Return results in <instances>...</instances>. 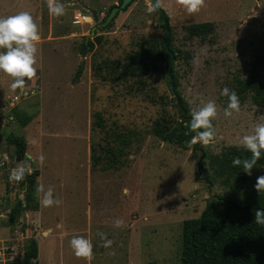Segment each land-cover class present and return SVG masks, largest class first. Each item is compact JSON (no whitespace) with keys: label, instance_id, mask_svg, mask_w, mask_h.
Listing matches in <instances>:
<instances>
[{"label":"rangeland","instance_id":"1","mask_svg":"<svg viewBox=\"0 0 264 264\" xmlns=\"http://www.w3.org/2000/svg\"><path fill=\"white\" fill-rule=\"evenodd\" d=\"M60 2L69 6L64 9L67 23L59 28L60 35L81 28L72 24V13L81 4L97 12L99 23L121 4L120 0ZM42 3L0 0V16L27 11L39 34L46 37L47 23L40 20L45 21L48 14H40L46 7L45 0ZM146 5L150 6L147 0H135L94 36L96 22L91 11L86 12L90 27L81 31V38L70 34L39 49L44 55L36 59L41 69L35 68L45 105L41 120H35L39 129L29 126L26 135L29 149L43 155V162L53 168L49 173L58 178L47 181L60 201L45 212L51 222L57 218L54 225L30 211L20 213L16 223L10 224L12 209L25 203L27 187L15 185L12 195L10 184L5 186L0 176V240L18 239L24 245L36 240V264H181L184 222L200 217L212 198L229 197L228 187L206 181V175L212 174L211 157L229 147L242 148L240 137L249 134L258 119L264 121V106H256L250 95L237 91L259 60L264 77V0H204L192 14L178 0H160L171 30L168 43L179 57L171 67L178 82L176 91L189 112L209 99L217 106L212 121L215 139L199 144L205 154L200 172L201 152L193 145L169 140L180 119L166 60L147 59L142 74L128 72L126 67L128 57L141 48L153 44L160 50V43L166 41L163 19L155 10L146 13ZM202 23L211 24V30L202 38H189L185 28ZM66 28L69 33L60 32ZM87 39L91 46L83 55ZM79 67L83 73L76 85L72 81ZM223 87L235 91L240 101L239 112L229 118L223 116L227 103V97L219 94ZM33 106H27V111L23 104L17 108L29 115L37 113ZM5 120H0L6 127H0V155L6 150L14 168L16 148L8 144V137H23L25 132L17 121L7 116ZM38 130L43 138L36 135ZM38 139L43 148L36 147ZM260 175L264 170L252 173L249 185ZM122 189H127L126 195ZM32 197L31 208L37 203L34 193ZM117 218L122 220L119 228L113 226ZM63 219L66 229L62 232L58 226H63ZM97 230L113 241L110 248L98 246ZM74 235L91 239L90 260L73 255L69 240ZM47 237L48 244L43 242Z\"/></svg>","mask_w":264,"mask_h":264},{"label":"trees","instance_id":"2","mask_svg":"<svg viewBox=\"0 0 264 264\" xmlns=\"http://www.w3.org/2000/svg\"><path fill=\"white\" fill-rule=\"evenodd\" d=\"M122 2L123 0H120V3ZM210 27L211 24L202 23L190 25L185 30L189 38H202L211 30ZM89 46H91L89 41L84 43L83 55ZM160 47V50H157L153 44H149L146 48H141L138 53L129 56L126 65L128 72L144 73L147 68V59L163 58L166 60L168 69L170 65L172 67V56L175 52L170 43L165 46V40H163ZM178 59V55H175V60ZM258 62L252 65V69L240 82L237 91L239 95H250L256 106H264V77L259 72ZM82 73L83 68L79 67L73 82H78ZM168 77L170 80L169 74ZM172 77L175 93L180 98V103L173 98L180 121L174 128L173 134L169 136V140L188 144V140L194 135L187 128L191 118L190 112L187 103L176 91L178 82L173 71ZM8 142L16 146L17 158L22 159L26 151L23 139L10 136ZM198 145L199 143L194 144V149ZM250 155L243 148L229 147L220 155L211 157L209 168L212 174L206 175V181L211 186L218 181L221 185L228 187L229 197L212 198L200 217L184 222L181 264H264V226H258L253 222L255 210L264 209V191L257 192L254 185H249L252 173L264 170V154L257 160L250 174H246L240 167L231 166V159L234 156L248 158ZM38 175V171L25 175L23 186L27 187L28 192L25 206L19 203L12 209L10 224L16 223L25 207L33 210L38 208L37 203L33 208L28 206L33 201L32 193H34L35 179ZM37 258L38 245L35 240H32L25 251V263L28 264Z\"/></svg>","mask_w":264,"mask_h":264},{"label":"clouds","instance_id":"3","mask_svg":"<svg viewBox=\"0 0 264 264\" xmlns=\"http://www.w3.org/2000/svg\"><path fill=\"white\" fill-rule=\"evenodd\" d=\"M185 11L189 14L196 13L203 5L204 0H178ZM46 8L50 16L59 17L64 14V7L60 0H45ZM160 6V0H155L150 6L146 5L145 12L151 13ZM41 37L36 23L31 14L21 11L14 15L0 16V73H4L12 78L10 87L12 89H23L26 80H31L36 74V44ZM195 62V61H193ZM220 96L227 97L226 106L223 108V116L229 118L234 112H239L240 101L235 91L228 87L220 89ZM217 116V106L214 100L202 102L198 109L190 112V120L187 128L194 135L188 140V145L199 143L207 145L214 141L216 133L212 121ZM242 148L251 155L248 158L234 156L231 159V166L240 167L246 174H250L258 159L264 154V121L258 119L249 134L242 135L239 139ZM37 160L42 163L44 156L40 155ZM29 172V168L24 164H18L8 172L10 182H20ZM257 192L264 191V175L257 176L253 186ZM34 194L40 206L49 207L59 205L60 201L53 196L51 186L44 188L40 183L34 187ZM122 194H127V189H122ZM258 226H264V209H256L254 221ZM122 220L115 219L113 226L119 228ZM96 236L99 238L103 248H110L113 241L106 237V234L97 230ZM69 246L73 255L78 258L90 260L93 252V245L90 238L74 235L69 240Z\"/></svg>","mask_w":264,"mask_h":264},{"label":"crops","instance_id":"4","mask_svg":"<svg viewBox=\"0 0 264 264\" xmlns=\"http://www.w3.org/2000/svg\"><path fill=\"white\" fill-rule=\"evenodd\" d=\"M39 1H41V3H42L44 0H39ZM72 4H79V3L78 2H73ZM81 5L82 6H81V8H79V10H74V12L72 13L73 14L72 24L75 25V26H80L81 27L77 31H70V34L75 35V37H80V35L82 33H84L83 31H85L87 27H90V24L88 22V20H90L89 19L90 16H87L86 15V12L89 13L91 11V8L88 7V6H85L84 7L83 4H81ZM63 7H64V9H66L69 6H66V7L63 6ZM45 11L48 14V11H47V8L46 7L43 8V10L41 11L40 14L41 15H44L45 14ZM41 15H39L38 18H40ZM97 17H98V14H97ZM77 18L80 19V22L76 24L74 22H75V20ZM40 21L47 23L46 24V29L48 30V33H47L46 37H43L40 34L41 39L36 44V49H37V51H36V59H37V56H38L39 59L43 58L42 55H44V54L41 55L39 53V49H43V44H47V43H51V42L63 41L62 39H67V37L70 36V34H68V35H65V34L64 35L57 34V32L59 30H61L59 28L64 27V25L67 23L66 22L67 20L65 18V12H64V14L62 16H59V17L50 16L48 14V17H47V19H45V21H43V20H40ZM68 26L70 28V25L69 24H68ZM81 31H82V33H81ZM60 32L69 33V30H68V28H66V29H64V30H62ZM56 37H59V38H56ZM39 45H40V47H39ZM54 48H56V47H54ZM54 48H52L51 51ZM55 53H53V54H55ZM50 55H52V53H50ZM53 57H54V55H52V58ZM39 59L36 61V64L34 66L36 68L38 67L39 69H41L38 66ZM48 59H51V58H48ZM39 75L40 74H37L36 73L35 76L31 80H26V83L24 85V88H25L26 92H29L30 93V95L28 97H22L18 101L11 102L12 97L20 95V88L12 89L10 87V84L12 82V78L10 76L4 74V73H0V120L2 122H6L5 117L7 116L10 121H14V122L17 121L18 124H19V128H21L22 131L25 132V134L23 133V137L22 136H19V135L16 136L15 134H11L10 135V136H15V137H19V138L23 139V141L25 142V145H26L25 156L22 159H18L17 158V155H16V158H14V165H16V164L18 165V164H21L22 163L25 166H27L29 168V172L26 173V174H28V175L32 174L34 171H38L39 172V175L35 179V185L37 183H40L45 188V187H47L49 185L48 184L49 181H51V182H53V181L54 182H57L58 181V178L52 177L51 176L52 174L49 173L53 168H50L44 162L40 163L37 160L38 155H37V153L35 151H34L35 153L33 154L32 150L29 149L30 143L27 141L28 139H27V135H26V131H27V129H28L29 126H30V128L32 126H36V128L39 129V126H38L37 123H35V120H37L39 118L41 120V116H42L41 113L43 112V111L41 112V107L43 105H45L44 102H43V99L44 98L41 97L42 96V93H40L41 91H39V83H38L39 82V79H38ZM78 82H76V83L73 82V84L78 85L79 84ZM44 86L45 85L43 84L42 87H44ZM28 103H30V104H28ZM22 104H23V110H25V111H27V106H29V105L33 106V104H34L33 107L36 109L37 113L25 115V113L21 111L22 108L19 110L20 105L22 106ZM17 107H19V108H17ZM29 109H30V107H29ZM20 113H24V114H20ZM0 127L1 128L4 127L6 129V127L3 124H0ZM38 131L39 132L36 133V135L38 136V138L39 139L40 138H43V137L40 136L41 135L40 130H38ZM39 139L37 140V144L38 145L36 147H39V145H40V147L43 148L42 142ZM44 139H46V138H44ZM71 139H73V138H71ZM52 140H54V139H52ZM8 144H10V143L8 142ZM10 145L15 146L13 144H10ZM15 148H16V146H15ZM5 155H7L10 158V155L6 152V150L3 151V153L0 155V157L5 156ZM10 166H11V161H10ZM10 169H11V167L10 168H7V169H0V176H1L2 180L4 179L5 186H7L8 183L10 184L9 190H10V193L13 195V193L11 191L13 189V187L15 185H18V184L19 185H21V184L23 185L24 180L22 181V183H18V184H16L15 181L10 182L8 180V172H9ZM45 183H46V185H45ZM2 185H3V182H2V184L0 183V186H2ZM26 192H27V190L25 191V193ZM2 199L3 198L0 195V203H1V200ZM37 206H38V208L36 210H33V209H30V208L25 207L26 209L24 211H22V212H25V211L35 212V214L38 215V218L41 217V220H43V218H44L45 221L46 220H49V223H47L48 225H54V222H55V220L57 218L53 222H51L50 219H49V217H48V214H47V216L45 215V212H46L47 207L40 206L39 203H38V201H37ZM61 217L64 218L63 216H61ZM62 223H63V226L60 223H59V226L58 225L57 226L63 232L66 229L65 228V224H64V219H63ZM61 240H63V237H61ZM43 242L44 243L46 242L48 244L49 243L48 242V237L45 240H43ZM52 243H54V242H52ZM37 245H38V243H37ZM38 250H39V247H38Z\"/></svg>","mask_w":264,"mask_h":264},{"label":"built area","instance_id":"5","mask_svg":"<svg viewBox=\"0 0 264 264\" xmlns=\"http://www.w3.org/2000/svg\"><path fill=\"white\" fill-rule=\"evenodd\" d=\"M79 22L80 19L77 18L74 23L77 24ZM29 95L30 93L26 92L24 87L23 89L20 88V95L12 97L11 102L18 101L20 98L28 97ZM10 167V158L7 155L0 157V169ZM23 180L16 182V184L21 183ZM28 244L24 245L23 241L20 242L18 239L0 240V264H27L25 263V251ZM36 262L37 259H34L28 264H36Z\"/></svg>","mask_w":264,"mask_h":264},{"label":"water","instance_id":"6","mask_svg":"<svg viewBox=\"0 0 264 264\" xmlns=\"http://www.w3.org/2000/svg\"><path fill=\"white\" fill-rule=\"evenodd\" d=\"M133 1L134 0H123V2L120 5L114 6L112 8V10L110 11V14L108 15V17L106 18V20L103 23H99V18L97 17V13L95 11H92L91 14H92V17H93L94 21L96 22V26L92 28L91 35L94 36L97 29L106 28L117 17V15L122 10H125L130 4H132ZM147 1L150 4L151 3H155V0H147ZM154 10L161 16V18L164 21V28H165V31H166L165 46H167L168 45V41H169V36L171 34V30H170V26H169V22H168L167 16H166L165 12L162 10L161 6H159L158 8H156ZM86 43H88V39H87ZM174 61H175V55L172 56V63ZM168 74L170 76L169 84H170L171 91L174 94V98L178 101V103H180V98L175 93V85H174V79L172 77L171 65L169 67ZM197 150L201 152L200 161L198 163V170L200 172L201 169H202L201 162L205 158V154L203 153L202 149L199 148V145L197 146Z\"/></svg>","mask_w":264,"mask_h":264}]
</instances>
